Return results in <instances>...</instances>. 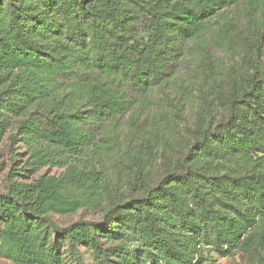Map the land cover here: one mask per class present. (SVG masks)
<instances>
[{
    "label": "trees",
    "instance_id": "1",
    "mask_svg": "<svg viewBox=\"0 0 264 264\" xmlns=\"http://www.w3.org/2000/svg\"><path fill=\"white\" fill-rule=\"evenodd\" d=\"M245 1L242 26L238 0H0V144L24 148L22 169L64 168L12 173L2 254L264 264V0ZM81 209L100 218L55 219Z\"/></svg>",
    "mask_w": 264,
    "mask_h": 264
},
{
    "label": "rangeland",
    "instance_id": "2",
    "mask_svg": "<svg viewBox=\"0 0 264 264\" xmlns=\"http://www.w3.org/2000/svg\"><path fill=\"white\" fill-rule=\"evenodd\" d=\"M247 3L245 0H238L237 4L232 5L228 10L227 13L235 19L238 24L245 26L246 23V12H247ZM259 15V11L256 12ZM210 36H207L209 40ZM209 49L212 52V56L214 59L219 58L224 62L226 69L227 67H232L233 64H237L233 59L232 53H227L222 51L212 44H209ZM225 69V71H226ZM139 131V130H134ZM140 135V133L138 132ZM183 135V134H182ZM139 137V136H138ZM180 149H183L187 143H189V135L185 133L180 139ZM27 159V155L25 153L24 148L21 147L20 144H12L9 139L4 140L0 144V192H5L7 190L9 184V178L12 173L14 174L13 177L17 180L22 181H33L39 176L43 174L48 175H59L64 170L63 167L59 166H45L40 169L38 172H31L26 169H22L24 166V161ZM115 186H119L122 183L117 181V175L114 178ZM128 185V184H126ZM126 185H122L121 189L123 191L126 190ZM86 217L89 219H96L100 218L99 211H95L92 209H81L75 214H69L64 216L55 215V219L58 223L62 226L68 225L73 221L81 218ZM207 255V262L205 264H245L246 263V256L243 253H237L236 255L229 256V257H222L220 256L215 250H206ZM0 264H15L12 259L6 257L0 251Z\"/></svg>",
    "mask_w": 264,
    "mask_h": 264
}]
</instances>
